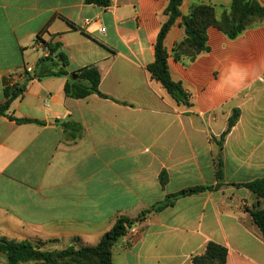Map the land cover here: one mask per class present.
Listing matches in <instances>:
<instances>
[{
	"label": "crops",
	"instance_id": "0c3cea01",
	"mask_svg": "<svg viewBox=\"0 0 264 264\" xmlns=\"http://www.w3.org/2000/svg\"><path fill=\"white\" fill-rule=\"evenodd\" d=\"M169 1L112 0L101 8L85 0H0V106L9 74L34 68L18 80L24 94L9 109L34 122L0 117V238L43 251L94 247L120 217L137 219L169 195L217 185L216 141L238 109L223 148L225 186L146 215L115 244L112 259L193 264L214 242L227 248V264H264V239L247 211L258 199L232 186L264 177V21L235 39L210 27L209 51L177 61L173 49L186 36L182 17L204 4L220 18L232 2L184 0L165 47L173 80L190 94L187 107L147 70ZM46 28L43 39L61 45L69 74L97 67L109 99L68 98V76H35L46 53L36 39ZM232 62L247 67V81L239 91H218ZM69 122L80 130L65 129ZM0 264H8L1 253Z\"/></svg>",
	"mask_w": 264,
	"mask_h": 264
},
{
	"label": "trees",
	"instance_id": "16d2710c",
	"mask_svg": "<svg viewBox=\"0 0 264 264\" xmlns=\"http://www.w3.org/2000/svg\"><path fill=\"white\" fill-rule=\"evenodd\" d=\"M184 0H170L164 14L168 20L162 25L155 44V62L147 67L151 77L159 82L167 93L178 103L191 107L190 94L185 91L181 83L173 80L169 71V52L165 47V40L171 28L177 20L182 17L181 6ZM87 5H96L101 8H108L112 0H85ZM230 13L218 18L217 10L214 5H195L192 7L188 16L182 17V25L185 28V39L176 44L173 49L174 58L177 61L184 59L194 61L201 54L209 51L207 44L208 29L215 27L225 33L230 39L237 38L246 29L256 24V21L264 20V6L256 0H232L230 4ZM47 33V28L37 36V43L43 44L46 49V57L41 58L35 69V76L38 78L56 76H68L64 90L68 98L85 99L91 95H98L101 98L110 97L103 94L100 90L101 73L95 66H89L81 69L77 73L69 74V57L61 51L59 43L52 44L43 39ZM77 75V79L72 76ZM24 86L5 90L6 101L0 106V117H7L19 124L34 122L28 119H18L9 114L11 103L17 98L23 96ZM240 117L238 109L233 111L229 119L226 131L217 140L219 147L218 155L215 159L216 179L215 186H197L191 187L181 192L169 195L160 203H157L145 210L137 219L120 217L110 231L101 239L100 243L94 247H84L74 249L73 247L64 250L43 251L31 242L8 240L0 238V253L7 257L8 264H25L27 262H40L41 264H58L57 260L66 263L61 264H114L112 259V249L115 244L124 237L129 230L144 217L152 212L159 213L172 206L176 200L199 194L205 191L219 190L225 186L224 157L223 148L227 135L231 132ZM76 123H65V129L80 130ZM162 186L166 185L167 177L164 173L161 175ZM236 188H245L249 190L258 199V203L251 208H247L253 223L259 228L264 239V177L252 182L232 184ZM228 250L226 247L214 242L207 244L205 251L201 255L193 257V264H227Z\"/></svg>",
	"mask_w": 264,
	"mask_h": 264
},
{
	"label": "clouds",
	"instance_id": "9594fccd",
	"mask_svg": "<svg viewBox=\"0 0 264 264\" xmlns=\"http://www.w3.org/2000/svg\"><path fill=\"white\" fill-rule=\"evenodd\" d=\"M248 69L237 62H232L227 66V75L222 77V82L217 84V90L223 91L225 87L239 91L246 83Z\"/></svg>",
	"mask_w": 264,
	"mask_h": 264
},
{
	"label": "built area",
	"instance_id": "2783aa9c",
	"mask_svg": "<svg viewBox=\"0 0 264 264\" xmlns=\"http://www.w3.org/2000/svg\"><path fill=\"white\" fill-rule=\"evenodd\" d=\"M88 22V21H87ZM43 57H46V53ZM34 72V68L25 67L20 71H13L9 74V86L8 88L13 89L18 86V80L21 79L24 75H28Z\"/></svg>",
	"mask_w": 264,
	"mask_h": 264
},
{
	"label": "rangeland",
	"instance_id": "374dc122",
	"mask_svg": "<svg viewBox=\"0 0 264 264\" xmlns=\"http://www.w3.org/2000/svg\"><path fill=\"white\" fill-rule=\"evenodd\" d=\"M230 11H231V10H230V6H229V7H227L226 9H224L223 15H225V14H229ZM263 21H264V20L256 21V23L263 22ZM2 238H5V237H2ZM35 242H37V241H35ZM36 246L39 247L37 244H36ZM56 262H57L58 264L66 263V262H63V261H61V260H57V259H56ZM25 264H41V263H40V262H27V263H25Z\"/></svg>",
	"mask_w": 264,
	"mask_h": 264
},
{
	"label": "water",
	"instance_id": "95a60500",
	"mask_svg": "<svg viewBox=\"0 0 264 264\" xmlns=\"http://www.w3.org/2000/svg\"><path fill=\"white\" fill-rule=\"evenodd\" d=\"M72 78H73V79H77L78 76H77V75H73Z\"/></svg>",
	"mask_w": 264,
	"mask_h": 264
}]
</instances>
